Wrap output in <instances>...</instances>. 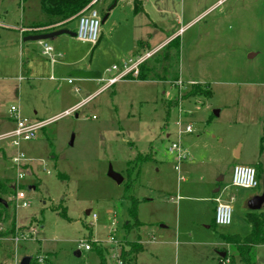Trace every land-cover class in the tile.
Wrapping results in <instances>:
<instances>
[{"label":"rangeland","instance_id":"1","mask_svg":"<svg viewBox=\"0 0 264 264\" xmlns=\"http://www.w3.org/2000/svg\"><path fill=\"white\" fill-rule=\"evenodd\" d=\"M94 1L103 20L115 0ZM144 1L162 33L154 34L147 16L134 15L121 1L102 23L97 46L67 34L54 37L48 42L62 58L53 64L36 42V50L26 53L27 76L19 32L26 37L47 28L39 25L46 20L41 0H0V115L15 105L32 120H53L21 147L28 158L22 186L31 204L22 207L12 197L9 217L0 223V264H20L24 256L38 264H100L98 252L106 264H220L219 252L233 254L221 235L251 233L245 201L264 192L256 164L247 162L264 146V0ZM69 28L76 32L78 21ZM174 32L179 50L170 42L149 50L142 72L101 94L96 91L104 82L68 75L73 70L65 63L79 62L109 77L107 69L123 70L137 39L151 34L155 46ZM67 109L74 111L66 115ZM180 109L194 127L180 142L200 165L188 181H179L169 151L178 139ZM240 143L241 164L257 170V189L231 183ZM15 152L0 143V179L15 181ZM110 168L123 176L122 184L109 176ZM222 177L219 195L234 209L227 226L214 225L215 205L207 200ZM134 199L143 224L129 215ZM141 236L145 250L124 259L123 251ZM256 255L264 264V246Z\"/></svg>","mask_w":264,"mask_h":264},{"label":"built area","instance_id":"2","mask_svg":"<svg viewBox=\"0 0 264 264\" xmlns=\"http://www.w3.org/2000/svg\"><path fill=\"white\" fill-rule=\"evenodd\" d=\"M96 1L91 2L87 5L83 11L78 16V28L76 30V38L82 42L96 45L101 36V25L102 16L100 12L94 8ZM42 46V54L50 58V60L55 63L58 61L62 55L56 54L53 46L49 44L48 41H39ZM152 53H145L143 55L130 58L118 74L114 75L113 72L117 70L116 67L112 69H107L106 73L109 77L101 76V82H104L103 87L100 92H103L110 87H112L117 82L126 79L129 75L136 77L139 73L140 67L145 63L148 58H150ZM72 83L73 80L69 79ZM11 117L14 120V128L7 133L0 134V143H6L9 149L16 150L15 154L12 155L11 162L13 168L17 170V177L15 178V187L17 193L15 198L21 203L22 207H29L30 202L26 198V193L22 185L26 177L24 172V165L27 164L28 158L26 154L22 151L21 147L24 142L32 141L38 138L42 130L47 127L53 120H32L21 114L20 108L18 106H11L10 108ZM74 110H67L65 114L68 115ZM187 113L182 109L178 112V118L175 122L178 139L173 141L169 146V151L176 158V171L179 174V181L184 180V176L181 174L182 163L189 158V152L183 147L180 142V135L184 133H193L194 127L187 120ZM232 185L235 187H241L246 189H257L259 187V180L257 176V170L250 165H235L233 168ZM234 209L231 202L222 201L217 199V204L215 207L214 222L215 225L227 226L233 221ZM93 218L97 219V214H93ZM115 229V228H114ZM24 235H20L16 238L17 241L20 240ZM85 246L86 250H91V245L81 244ZM116 258L117 256L114 255Z\"/></svg>","mask_w":264,"mask_h":264},{"label":"trees","instance_id":"3","mask_svg":"<svg viewBox=\"0 0 264 264\" xmlns=\"http://www.w3.org/2000/svg\"><path fill=\"white\" fill-rule=\"evenodd\" d=\"M91 2L92 0H41V8L46 16V20L39 25L41 27H50L42 30V33H47L62 28L70 29L69 25L78 19L79 14ZM138 4L139 3L136 0V13L140 11ZM141 45L142 43L138 42V46L140 47ZM169 48H175L177 50L180 49L179 37L174 38L169 43ZM140 69L141 72L144 70L143 64ZM142 77L144 76H141V78ZM193 92L203 94V91L197 87L193 88ZM208 95H211V93L209 92ZM16 193L17 189L15 187L14 181H10L9 179H0V223L9 217L8 209L10 204L13 202L12 197H14ZM1 200H5L7 205ZM137 210L138 200L134 199V204L129 211V215L135 219L136 222L139 221ZM245 219L252 227L250 234L244 237L238 234L221 235L222 241L231 247L233 254L226 255L224 258L220 257V264H257L256 248L258 246L264 245V211L249 210V212L245 214ZM15 226L16 223L14 222L10 233H15ZM143 251L144 246L140 242L131 243L130 249L123 251L122 256L124 259L131 255L136 257ZM98 254L100 256V264H106V260L103 255L99 252ZM227 258L228 262L226 261ZM31 264H38V259L33 258Z\"/></svg>","mask_w":264,"mask_h":264},{"label":"crops","instance_id":"4","mask_svg":"<svg viewBox=\"0 0 264 264\" xmlns=\"http://www.w3.org/2000/svg\"><path fill=\"white\" fill-rule=\"evenodd\" d=\"M126 2L127 3V5H129L130 7H131V11L130 12H132L134 15H139V14H143V15H146L147 16V18H148V20L149 21H151V24H152V26H153V30H154V34H160V33H162V31L159 29V27H158V24L154 21V20H152L150 17H149V14H148V12L146 11V8H145V6H146V4L144 3L145 1L144 0H140L141 2H139L138 1V5H139V7H140V11L138 12V13H136L135 12V1L136 0H118V2H117V5H116V7L119 5V3L120 2ZM115 7V8H116ZM114 8V9H115ZM114 9H112L110 12H109V9H108V12H109V16H108V18L106 19V21L105 22H103V20H104V18H103V20H102V23H106L107 22V20L112 16V14H113V12H114ZM77 21H78V19H77ZM47 28H49V27H47ZM17 32H19L18 30H17ZM177 34H178V32H174V33H172V34H170L166 39H164V40H162L160 43H158V44H156L155 46H152V43H151V40H152V35L151 34H149L148 35V38H139V39H137L136 40V52L134 53V54H132L131 56H130V58H132V57H137V56H140V55H143V54H145V53H147V52H149V50H152V51H158V50H160L163 46H165L166 44H168L169 42H171L176 36H177ZM19 36H20V40H19V45H18V47H19V56H20V59H21V66H22V71H25L26 72V74H28L27 76H29L30 75V73H31V69H30V63H29V60L27 59L26 60V53H31L32 51L34 52L35 50H36V42L37 41H25L24 40V36H23V34L21 33V32H19ZM48 41V40H47ZM100 41V40H99ZM31 42H35V43H31ZM138 42H141L142 43V45L139 47L138 46ZM38 43V45L40 46V48H41V51H42V46L39 44V42H37ZM85 43V42H84ZM99 43V42H98ZM97 43V44H98ZM97 44H96V46H97ZM144 49L146 50V51H144ZM62 57H60L58 60H60ZM129 58V59H130ZM53 63V62H52ZM57 62H55V63H53V64H56ZM65 65H66V68L68 69V70H75V69H84V70H93L92 69V67L90 66V65H87V66H82V65H80L79 64V62H68V63H65ZM115 72H117V71H114L113 72V74L114 75H116V74H118V73H115ZM69 75V74H68ZM103 75V74H102ZM70 76V75H69ZM70 77H72V76H70ZM84 79H88V80H91V81H96L97 83H100L101 82V80L100 79H89V78H84ZM19 81H23V77H19V79H18ZM68 82H69V80H68ZM124 82H127L126 81V79H124V80H121V81H119V82H117L116 84H114L112 87H110V88H115L116 87V85L118 84V83H124ZM142 82H148V80L147 81H142ZM70 83V82H69ZM103 87V86H102ZM101 87V88H102ZM100 88V89H101ZM109 88V89H110ZM100 89L98 90V91H96L97 92V95L98 94H101L102 92H100L99 93V91H100ZM76 90L77 91H80V87H77L76 88ZM108 90V89H107ZM106 91V90H105ZM105 91H103V92H105ZM91 96V95H90ZM73 107H75V105L74 106H72V107H70V108H68V109H71V108H73ZM67 109V110H68ZM10 110V109H9ZM8 110V114H6L4 117H2L1 115H0V117H2L3 119H1V122H2V124H3V127H4V129L2 130V131H0V134H4V133H7V132H9L10 130H12L13 128H14V126H15V124H14V120H13V118L11 117V114H10V111ZM66 110V111H67ZM215 111H218L219 112V114L218 115H220V113H221V111L220 110H215ZM22 114V113H21ZM170 114V113H169ZM23 115V114H22ZM217 115V116H218ZM24 116V115H23ZM178 116V115H177ZM78 117V116H77ZM187 120V119H186ZM188 121V120H187ZM175 127H176V124H175ZM190 134H192V133H190ZM263 134H264V130H263ZM167 136L169 137L170 136V134H167ZM262 140H263V142H264V137L262 138ZM184 147V146H183ZM185 149H187V151L189 152V158L187 159V162H183L182 163V166H181V171H183L184 170V168L186 169L185 171V174H188L187 175V177L184 175V174H182L183 176H184V180H181V181H188V180H190V178H192V174L194 173V170H196L200 165H195L194 164V162L192 161V157H193V154H192V152H191V149L189 148V147H186L185 146ZM244 149V147H243V144H238V146L236 147V149L234 150V152H235V160H236V164L235 165H238V164H241V162H242V160H243V156H244V153H243V150ZM171 154V153H170ZM248 159H247V162H250V163H253V164H256V166H257V168H258V171H259V178H260V181L262 180L263 182H264V146H262V149H260L259 151H257V149L255 148V150L253 151V153H251V155L250 156H248L247 157ZM157 161V160H156ZM157 162H159V161H157ZM185 163H187V164H185ZM189 163H192V164H190V165H188ZM185 165V166H184ZM188 165V166H187ZM234 165V166H235ZM176 167V162H175V165H174V168ZM187 167V168H186ZM176 170V169H175ZM157 171H159V170H157ZM177 172V171H176ZM178 173V172H177ZM178 176H179V174H178ZM179 178V177H178ZM259 178H258V180H259ZM224 180H225V177H222L220 180H218V182H222V183H216L215 184V187H216V189H214L213 191H212V195L209 197V198H207V200L208 201H210L211 203H214V207H213V215L215 214V207H216V204H217V199H220V200H222L223 201V199L224 200H227L228 198H226V197H224V196H220L219 195V192H221V190H222V187H221V185L224 183ZM260 183V182H259ZM261 194H263V192L262 193H260V192H256V194L255 195H253V196H251V197H249V198H247L246 199V201H245V206H244V208H247V207H249V209H251L250 208V206H249V204H250V202H251V200L255 197V196H258V195H261ZM178 196V200L181 198L182 199V197H180L179 195H177ZM177 196L174 198V197H172L173 199H176L177 198ZM230 200L231 201H234L235 200V198L232 196L231 198H230ZM228 201V200H227ZM264 207V203H263V205H262V207H261V209ZM261 209L259 210V211H261ZM246 210V209H245ZM252 210V209H251ZM213 219H214V217H213ZM140 221V220H139ZM141 222V221H140ZM142 223V222H141ZM213 223H214V225H215V222H214V220H213ZM143 224V223H142ZM141 239L142 240H140L139 239V241H140V243L143 245V243H145V241H143V237L141 236ZM262 246H264V245H261V246H259V247H262ZM144 250H145V248H144ZM257 256V255H256ZM257 264H258V257H257Z\"/></svg>","mask_w":264,"mask_h":264},{"label":"water","instance_id":"5","mask_svg":"<svg viewBox=\"0 0 264 264\" xmlns=\"http://www.w3.org/2000/svg\"><path fill=\"white\" fill-rule=\"evenodd\" d=\"M117 2H118V0H115L113 5L109 8V12L116 7ZM109 12L104 17L103 22H105L106 19L108 18ZM66 34L71 35L73 37H76V32H73L67 28H62V29L54 30V31L47 32V33L29 35V36H26L24 38V40L25 41H37V42L47 41V40H50L54 37L66 35ZM69 75L72 77H76V78L100 79L102 76V73L98 70L75 69ZM215 114L218 115L219 112L215 111ZM109 176L111 178H113L118 184H122L124 181L123 176L121 174L113 171L112 168H110ZM1 201L7 205V202L5 200H1ZM263 203H264V192L261 195L255 196L251 200L249 206L253 211H258L261 209ZM89 213H90V210H87L86 214H89ZM76 254L80 255L81 252L77 251ZM219 255L224 258V257H226L227 253L226 252H219ZM32 260H33L32 256H24L22 258L20 264H31Z\"/></svg>","mask_w":264,"mask_h":264}]
</instances>
